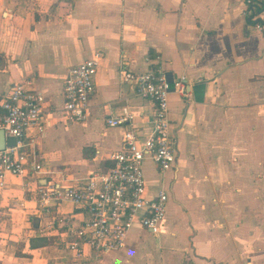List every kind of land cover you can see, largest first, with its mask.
<instances>
[{
    "label": "crops",
    "instance_id": "crops-1",
    "mask_svg": "<svg viewBox=\"0 0 264 264\" xmlns=\"http://www.w3.org/2000/svg\"><path fill=\"white\" fill-rule=\"evenodd\" d=\"M245 6L0 0V99L25 82L44 95L49 122L42 135L31 127L25 138H35L34 159L44 172L6 173L0 183V214H11L14 231L0 230V264H264V35ZM261 18L264 24V12ZM95 51L102 57L86 118L68 121L64 77ZM159 68L172 80L184 76L188 92L168 98L174 164L162 171L151 159L142 162L147 193L167 192L165 217L153 239L136 223L123 249L95 255L84 245L76 258L67 251L69 229L86 212L70 200L44 207L37 189L50 180L85 183L113 164L109 155L121 148L126 128L149 133L153 102L120 71ZM125 110L132 123H106Z\"/></svg>",
    "mask_w": 264,
    "mask_h": 264
},
{
    "label": "built area",
    "instance_id": "built-area-1",
    "mask_svg": "<svg viewBox=\"0 0 264 264\" xmlns=\"http://www.w3.org/2000/svg\"><path fill=\"white\" fill-rule=\"evenodd\" d=\"M257 2L245 0L244 15L253 22V28L264 35L261 18L264 0H259V4H263L259 11L253 7ZM101 57L102 53L95 51L91 57L68 69L63 80L62 106L68 121L85 120ZM120 76L122 81L134 84L138 95L153 102L150 132L141 137L135 129L126 128L121 148L109 155L113 164L106 170L90 172L85 183L62 185L50 180L37 189L39 202L44 207L51 202L70 200L86 212L82 224L69 229L71 238L67 242V251L76 258L83 256L84 245L95 255L123 249L128 233L136 223L157 234L166 213L167 192L160 188L155 193H147L142 162L151 159L162 171L174 164L176 153L168 98L171 91L186 97L187 80L180 76L169 82L160 68L145 72L122 69ZM44 102V95L25 82L13 83L0 99V129L6 138H15L14 144H6L0 149V183L6 173L25 176L44 172L40 162L34 159L35 138L30 136L25 140L31 127L36 129L37 135H42L49 125L43 118ZM105 121L110 126L130 124L133 115L125 110L106 117Z\"/></svg>",
    "mask_w": 264,
    "mask_h": 264
},
{
    "label": "rangeland",
    "instance_id": "rangeland-1",
    "mask_svg": "<svg viewBox=\"0 0 264 264\" xmlns=\"http://www.w3.org/2000/svg\"><path fill=\"white\" fill-rule=\"evenodd\" d=\"M10 218H12L11 214H8V213L6 215H4L2 213L0 214V230L4 231L5 233H8V234H11V233L13 234L14 231L12 230V226H11L12 225V220H10ZM15 223L16 222L13 221V224H15ZM11 230H12V232H11ZM148 235L152 239L155 237L154 233H152V232H150ZM65 238H67V237H63V239H65ZM147 238H148V236H147ZM151 238H149V239H151Z\"/></svg>",
    "mask_w": 264,
    "mask_h": 264
},
{
    "label": "water",
    "instance_id": "water-1",
    "mask_svg": "<svg viewBox=\"0 0 264 264\" xmlns=\"http://www.w3.org/2000/svg\"><path fill=\"white\" fill-rule=\"evenodd\" d=\"M171 73L166 72V77L169 82L172 81V77H170ZM15 138L14 137H5L4 131L0 129V149H3L6 144L11 145L14 144Z\"/></svg>",
    "mask_w": 264,
    "mask_h": 264
},
{
    "label": "trees",
    "instance_id": "trees-1",
    "mask_svg": "<svg viewBox=\"0 0 264 264\" xmlns=\"http://www.w3.org/2000/svg\"><path fill=\"white\" fill-rule=\"evenodd\" d=\"M253 7H255L256 8V10H261L262 8H263V4H259V0H258V2L257 3H255L254 5H253ZM33 241V240H32ZM40 243H39V245L41 244V245H43L44 244V242H45V240L41 237L40 238ZM33 243V242H32ZM30 246H31V243H30Z\"/></svg>",
    "mask_w": 264,
    "mask_h": 264
}]
</instances>
